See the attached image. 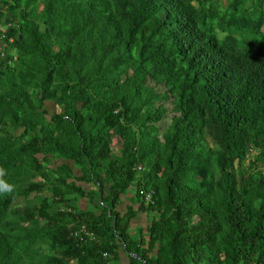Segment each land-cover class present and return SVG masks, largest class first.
Listing matches in <instances>:
<instances>
[{
    "label": "trees",
    "instance_id": "1",
    "mask_svg": "<svg viewBox=\"0 0 264 264\" xmlns=\"http://www.w3.org/2000/svg\"><path fill=\"white\" fill-rule=\"evenodd\" d=\"M263 27L264 0H0V264H264Z\"/></svg>",
    "mask_w": 264,
    "mask_h": 264
},
{
    "label": "rangeland",
    "instance_id": "2",
    "mask_svg": "<svg viewBox=\"0 0 264 264\" xmlns=\"http://www.w3.org/2000/svg\"><path fill=\"white\" fill-rule=\"evenodd\" d=\"M263 30H264V27H263ZM46 108H47V110L49 111L50 114H52L53 112L57 111L56 107L53 106L52 104H48V103H47V104H46ZM21 131H22V130H19V132H21ZM113 144H114V149H117V148L120 147V141L117 140L116 138H115V140L113 141ZM256 154H257V153H256ZM256 154H255L254 156H256ZM251 161H253V159H251ZM18 175L21 176V177L24 178V179H27V181H31V182L36 181V176H35V174H34L33 172L28 171V170H24V171L20 172ZM46 196H47V195H45V197L42 198V202H43L44 200H46V199H49V198L46 197ZM49 200H50V199H49ZM139 216H140V215L137 216L136 221L141 219ZM123 260H125V261L127 262V260H126L124 257H123Z\"/></svg>",
    "mask_w": 264,
    "mask_h": 264
},
{
    "label": "clouds",
    "instance_id": "3",
    "mask_svg": "<svg viewBox=\"0 0 264 264\" xmlns=\"http://www.w3.org/2000/svg\"><path fill=\"white\" fill-rule=\"evenodd\" d=\"M4 171H5L4 169L0 168V176H2ZM13 189H14V185L8 183L7 181H5L3 179H0V194L10 193L13 191ZM80 228L76 229L75 231L79 230ZM74 232H73V235H74ZM75 237H77V236H75Z\"/></svg>",
    "mask_w": 264,
    "mask_h": 264
},
{
    "label": "built area",
    "instance_id": "4",
    "mask_svg": "<svg viewBox=\"0 0 264 264\" xmlns=\"http://www.w3.org/2000/svg\"><path fill=\"white\" fill-rule=\"evenodd\" d=\"M138 170H139V168H138ZM140 195H143L146 201H149V202L151 201V194L150 193H145L144 191L140 190ZM79 235H83V236L92 238V235L89 234V232L84 227H81L79 230L74 232V236H79ZM105 256H107V255L105 254Z\"/></svg>",
    "mask_w": 264,
    "mask_h": 264
},
{
    "label": "crops",
    "instance_id": "5",
    "mask_svg": "<svg viewBox=\"0 0 264 264\" xmlns=\"http://www.w3.org/2000/svg\"><path fill=\"white\" fill-rule=\"evenodd\" d=\"M125 258V257H124ZM122 260H123V257H122ZM124 261V260H123Z\"/></svg>",
    "mask_w": 264,
    "mask_h": 264
}]
</instances>
